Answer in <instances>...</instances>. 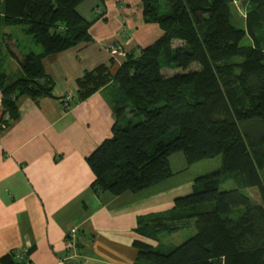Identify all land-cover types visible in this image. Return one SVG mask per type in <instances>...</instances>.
<instances>
[{
  "label": "trees",
  "instance_id": "trees-1",
  "mask_svg": "<svg viewBox=\"0 0 264 264\" xmlns=\"http://www.w3.org/2000/svg\"><path fill=\"white\" fill-rule=\"evenodd\" d=\"M84 1L0 0V33L21 71L3 68L0 40V133L19 118L21 97H56L43 59L92 42L91 27L107 20L106 11L85 17L79 9ZM141 5L144 22L158 24L161 36L126 50L115 73L104 63L86 70L66 104L109 91L113 134L87 156L92 189L137 193L174 175V154H184L188 165L221 156L220 167L197 176L172 208L138 217L136 231L144 239L134 242L136 264H264V0ZM21 24L42 51L21 50L5 31ZM227 181L235 186L223 189ZM247 189H258L260 200ZM187 228L195 233L165 245L167 236ZM30 250L15 249L5 258L31 264Z\"/></svg>",
  "mask_w": 264,
  "mask_h": 264
},
{
  "label": "crops",
  "instance_id": "crops-1",
  "mask_svg": "<svg viewBox=\"0 0 264 264\" xmlns=\"http://www.w3.org/2000/svg\"><path fill=\"white\" fill-rule=\"evenodd\" d=\"M102 1L81 4L89 3L88 10L83 7L87 14L106 11L107 20L90 29L92 42L43 59L55 80L56 97H21L19 118L0 133V264H9L5 257L15 249H31V264H65L61 259L68 254L67 236L74 227L82 257L70 264H136L134 242L144 239L136 231L138 217L172 208L200 175L195 163L188 165L185 155L177 153L171 157L174 175L140 192L97 194L92 189L95 175L87 156L113 134L109 91L69 107L61 97L76 92V80L86 70L103 63L113 73L118 70L124 56L111 54V43L126 51L147 46L162 34L158 24L144 22L141 0ZM115 5L120 11L113 22L109 13ZM126 27L137 31L128 37ZM8 73L21 74L16 61ZM2 112L0 94V117Z\"/></svg>",
  "mask_w": 264,
  "mask_h": 264
},
{
  "label": "rangeland",
  "instance_id": "rangeland-1",
  "mask_svg": "<svg viewBox=\"0 0 264 264\" xmlns=\"http://www.w3.org/2000/svg\"><path fill=\"white\" fill-rule=\"evenodd\" d=\"M131 1H137V0H131ZM164 1V0H162ZM89 3H86L84 6L80 5L79 9L82 12L83 15H86L87 17H89V19H91V17L95 16L97 13H99L98 11L96 12V7H95V14L93 13L91 14H87V12L84 11V9L88 10V5ZM84 7V9H83ZM165 7V4H164ZM238 8L240 9V14L241 16H244L245 11L244 8L240 7V5H238ZM120 9L117 5L115 6H111L110 7V19L114 22L115 18H116V13H118ZM166 7L162 8L161 11H166ZM134 10H137V7H134ZM133 16L136 18L137 15L133 14ZM242 19V17H239ZM120 19V18H119ZM138 24L142 23L143 20L140 18L136 21ZM26 28H28V25L26 24H21V25H14V26H9L7 28H5V31L13 33L15 36V39H17L18 44L21 48V50L26 51L27 53H29L31 50L35 51V52H40L42 51V47L35 43L32 36L28 33H26ZM137 28H134L132 31L130 29H128L127 27L123 30V34L125 33L126 36H130V32L133 34L134 31ZM155 37V36H154ZM153 37V38H154ZM249 38L246 37L243 40V43H247L249 40ZM0 40L2 42V50H1V59H2V65L4 69H7L8 71H11L12 69H14L15 67V60L12 59V57L9 55V53L7 52L6 47L4 46V39L2 37V33H0ZM115 46V43H111L108 47L109 52L112 54L111 52V47ZM1 94V92H0ZM221 161L222 158L221 156H217L214 158H209V159H205L202 160L200 162H197L193 165V168H195L196 173L199 174H204V173H210L216 169H218L221 165ZM235 184L233 183V181H227L225 184H223L222 188L223 189H228V188H232L234 187ZM246 193H248L249 195H251L254 199L256 200H260V194L258 192V189H247L245 190ZM195 233L194 228H187L181 231H178L172 235H169L165 238V245H169V246H174V245H178L180 243H182L183 241H185L187 238H189L190 236H192Z\"/></svg>",
  "mask_w": 264,
  "mask_h": 264
},
{
  "label": "built area",
  "instance_id": "built-area-1",
  "mask_svg": "<svg viewBox=\"0 0 264 264\" xmlns=\"http://www.w3.org/2000/svg\"><path fill=\"white\" fill-rule=\"evenodd\" d=\"M111 52L113 55H117V54H121L123 56H125V50L120 46H113L111 47ZM73 98L71 96V94L67 95L62 101L65 104H69L70 101H72ZM78 233V229L77 227L72 228L67 236V242L69 244V251L68 254L61 259L62 263L65 264H70L71 262H77L81 260L82 254L81 252H79L78 250V244H77V240H76V236Z\"/></svg>",
  "mask_w": 264,
  "mask_h": 264
}]
</instances>
